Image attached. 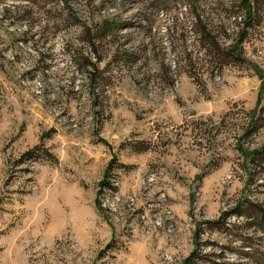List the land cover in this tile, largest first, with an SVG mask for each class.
Segmentation results:
<instances>
[{
    "label": "rangeland",
    "instance_id": "rangeland-1",
    "mask_svg": "<svg viewBox=\"0 0 264 264\" xmlns=\"http://www.w3.org/2000/svg\"><path fill=\"white\" fill-rule=\"evenodd\" d=\"M0 264H264V0H0Z\"/></svg>",
    "mask_w": 264,
    "mask_h": 264
},
{
    "label": "trees",
    "instance_id": "trees-1",
    "mask_svg": "<svg viewBox=\"0 0 264 264\" xmlns=\"http://www.w3.org/2000/svg\"><path fill=\"white\" fill-rule=\"evenodd\" d=\"M245 15L250 14V9L245 6ZM106 22H103L101 26H105ZM198 29V30H197ZM196 34L199 36L209 35L210 30L206 26H200V28L195 29ZM244 32H241L240 35H236L235 38L231 40H227L228 37L225 36L226 39L222 40H205L206 45H202L203 49V56L215 58L216 62L218 63L217 67H222V65L228 63V61H236V62H244V58L242 56L241 51V43L244 37ZM190 44H186V39H183L180 44L177 45L175 48H171L173 52L180 53L184 57V61L190 62L192 59L188 55L191 54V49L189 48ZM176 50V51H175ZM199 50V49H198ZM205 59V58H204ZM261 84H263V80H261ZM29 152H26L28 154Z\"/></svg>",
    "mask_w": 264,
    "mask_h": 264
}]
</instances>
